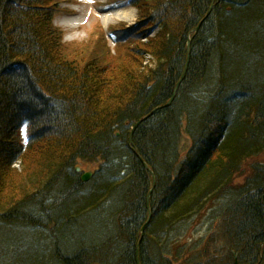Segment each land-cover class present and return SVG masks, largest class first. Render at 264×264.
Wrapping results in <instances>:
<instances>
[{"label": "trees", "instance_id": "obj_1", "mask_svg": "<svg viewBox=\"0 0 264 264\" xmlns=\"http://www.w3.org/2000/svg\"><path fill=\"white\" fill-rule=\"evenodd\" d=\"M60 1L0 0V264H264V164L233 184L264 155V0H130L116 57L102 31L65 43ZM154 109L133 135L148 201L128 141ZM218 200L208 243L176 249Z\"/></svg>", "mask_w": 264, "mask_h": 264}, {"label": "rangeland", "instance_id": "obj_2", "mask_svg": "<svg viewBox=\"0 0 264 264\" xmlns=\"http://www.w3.org/2000/svg\"><path fill=\"white\" fill-rule=\"evenodd\" d=\"M129 3L130 0H61L58 8L59 11L55 18V25L62 30L65 43L91 44L93 41L97 40V35H99L100 31L107 35L106 32L115 31L117 28H120L121 30L129 29L139 22L138 11L136 8L129 5ZM209 14L210 10L200 24L209 16ZM72 24L79 27L71 28L70 25ZM199 25L197 27H199ZM197 27L195 29H197ZM195 29L192 31L194 34ZM155 36L156 32L151 34L150 38ZM107 40L112 56H119L123 49H119L114 45L113 38L110 37L109 39L107 38ZM145 42L146 40L144 39L141 41L142 44ZM189 46L190 43L188 41L187 47ZM99 50H102L100 46ZM145 60L148 61V63L151 61L150 57H146ZM184 140L186 145L190 142L191 138L187 137L186 134H183V142ZM181 149L183 151L184 144L183 147L181 146ZM185 150L187 151V146H185ZM182 157H184V152H182ZM77 162L79 165L76 168L79 169V172L83 171V173H81L82 176H84L85 172L88 173V171L94 170V166H85L86 168L82 169L83 167H80L81 163L79 161ZM254 162L264 164V155L247 162L242 168L241 173L237 176L235 183H233L234 185L242 183L244 178L251 173L252 166L255 164ZM16 168L17 170L22 171L23 164L19 162ZM223 200L225 202V199ZM223 200L215 201L214 205L216 208L213 205L215 210L212 215L209 211L213 209V206H210L211 203L208 202L204 205L200 213L192 218L193 220L190 225L186 224L188 225L187 230L186 225H183L186 231L180 240H176L178 245L175 246L176 249L183 252V250H186L184 247L190 245L192 241L195 242V245L196 242H199V244H202V247L205 245L206 241L208 243L207 239L211 236L214 227L219 222L221 207L224 203ZM151 218L152 216L150 213L145 225L150 223ZM182 255L183 254H181L179 259H181ZM170 257H173L172 252Z\"/></svg>", "mask_w": 264, "mask_h": 264}, {"label": "water", "instance_id": "obj_3", "mask_svg": "<svg viewBox=\"0 0 264 264\" xmlns=\"http://www.w3.org/2000/svg\"><path fill=\"white\" fill-rule=\"evenodd\" d=\"M200 26H201V24L199 25V27H197V29H195V32H197V31L199 30ZM189 43H190V41H189ZM187 68H188V61H187L186 68H185V71H184V74H183L181 80H182L183 78H185V74H186V72H187ZM180 82H181V81H180ZM180 82H179V83L177 84V86H176L175 93H176V91H177V89H178V87H179ZM175 93H174L173 98L171 99V101H170L165 107H168L169 105H171V103L173 102V100H174V98H175ZM155 111H156V110H155ZM155 111H154V112H155ZM154 112H152L151 115H153ZM148 117H149V116H148ZM148 117L144 118L143 120H140V121L134 126V128H133V130H132V132H131V134H130L129 141L132 142V138H133V134H134L135 130L137 129V127L139 126V124H140L141 122H143L145 119H147ZM77 170L79 171V169H77ZM91 175H92L91 173H87V174H85V175L82 177L83 181H85V182L89 181L90 178H91ZM142 231L144 232V229H143ZM137 264H140V263H139L138 254H137Z\"/></svg>", "mask_w": 264, "mask_h": 264}, {"label": "bare ground", "instance_id": "obj_4", "mask_svg": "<svg viewBox=\"0 0 264 264\" xmlns=\"http://www.w3.org/2000/svg\"><path fill=\"white\" fill-rule=\"evenodd\" d=\"M213 2H215V0H213ZM71 26V28H78L77 26H75L74 24H72V25H70ZM182 78V77H181ZM184 79L185 78H183L182 80L180 79L179 80V82H180V84H179V87H180V85H181V83L184 81ZM178 82V83H179ZM177 86V85H176ZM176 86H175V89H176ZM178 87V88H179ZM157 109H162L161 107L160 108H157ZM148 116H149V114H148ZM150 116H151V113H150ZM139 122V121H138ZM142 123V122H141ZM140 123V124H141ZM132 131V130H131ZM128 146L130 147V148H132V150L136 153V155H137V152L135 151L136 149H135V147L133 146V142H131V141H128ZM137 157H139L140 158V160H141V162L143 163V165H144V167L148 170V171H152L151 170V168L149 167V165L147 164V162H145V160H143L139 155H137ZM93 171H88V173H92Z\"/></svg>", "mask_w": 264, "mask_h": 264}]
</instances>
